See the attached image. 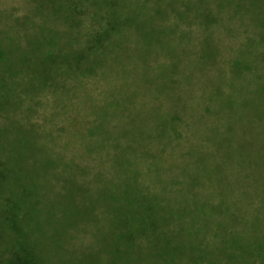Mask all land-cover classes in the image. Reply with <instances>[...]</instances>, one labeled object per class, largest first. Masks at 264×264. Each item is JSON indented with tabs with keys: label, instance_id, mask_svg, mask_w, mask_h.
<instances>
[{
	"label": "rangeland",
	"instance_id": "1",
	"mask_svg": "<svg viewBox=\"0 0 264 264\" xmlns=\"http://www.w3.org/2000/svg\"><path fill=\"white\" fill-rule=\"evenodd\" d=\"M157 1L142 0L151 10ZM166 4H169L168 13L161 14L156 21L145 11L146 8L128 17L130 25L135 28L132 30L139 32L140 43L126 44L128 51L125 55L119 49L118 58L110 65L113 71L110 79L99 75L81 77L82 83H68L67 93L49 88L39 96V107L34 108L32 114H25L30 117V125L40 128L42 133L52 131L54 140L46 141L50 150L56 151L52 162L59 160L70 166L72 162L59 153L83 160L81 157L86 153L84 139L77 134L73 141L74 133L83 131L87 141L99 138L97 134L87 135L89 129L100 124L94 109H106L113 100L110 93L114 89L121 110H118L116 122H112L113 127L117 123V130L124 138L137 143L143 154L148 153L144 149L148 140L154 139L155 151L162 152L160 155L166 168L173 161L184 162V158L175 157L171 147L163 150L164 146L151 132L154 134L158 128L162 129L171 115H178L183 136L176 138L173 147L184 151L188 140L194 141L191 145L194 150L190 156L192 162L186 164L185 169L194 167L195 162L202 167L206 158L212 157L211 163L205 166L208 172L201 174L206 185L195 188V193L205 198V203L213 201L217 204V195L222 196L218 209L230 208L232 213L229 215L232 221L204 220L198 221L199 224L189 221L180 224L178 230L188 236H195L196 230H200L209 236L223 238L221 242L232 239L242 244L245 252H250L264 245V221L243 219L246 208L250 210L249 193H264V0H166ZM35 6L32 0H0V37L4 34L9 39L13 35L25 34L30 26L23 27V24ZM31 19L36 21L39 17ZM166 33H170L166 39L170 43L162 40ZM41 35L44 41L59 39L55 33L44 31ZM155 41L160 48H156L157 52L152 46ZM121 48L125 49V45L121 44ZM42 61L43 57L29 45L19 60L31 73L25 83L36 78L33 72L40 70L38 66ZM16 63L18 61L14 63L17 66ZM168 71L175 73L176 80ZM205 100L215 102L209 113ZM5 122V117H0V124ZM3 141L0 140V144ZM23 141L25 139H12L1 146L9 151ZM208 144L215 148L210 157L200 150ZM187 152L183 155L189 158ZM40 153L49 155L44 147L37 145L32 157L39 160ZM89 157L84 158L83 165L89 167L84 179L90 186L78 175H49L39 181L42 191L38 198L36 193L35 201L40 203L41 214L30 216L38 237L66 239L64 247L66 243L68 247H62L58 252L70 253L71 249L76 257L82 255L80 260L101 256L103 247L99 244L94 247L93 229L74 231L79 226L78 221L89 220V217L95 219L98 214L99 220L96 221H105L106 224L107 198L120 209L121 215L128 195L136 199L142 192L140 186L138 190L134 185L125 187L118 177L111 187L105 186L106 179L97 175L103 173L111 178L116 173L110 170L107 160L101 161L91 154ZM41 159L44 162L43 156ZM19 162L24 167L20 173L31 172L33 178L49 169L43 163H34L36 168L29 169L23 156L19 157ZM14 163L18 165V161ZM112 165L116 166L115 162ZM164 175L172 178L177 174L164 170ZM141 181L151 192L162 189L150 176H143ZM221 191L233 193L234 201L225 204ZM146 197L152 201L142 204L138 201L134 203L136 209L142 210L148 204L156 209L170 208L168 205L173 203L168 201V205L165 203L160 207L162 204L156 203L158 200L153 199V195ZM261 202L264 204V195ZM205 203L203 210L207 206ZM77 215L82 217H75ZM72 224L78 225H74V230L69 233ZM83 247L88 249L85 251ZM66 264H79V261L76 258Z\"/></svg>",
	"mask_w": 264,
	"mask_h": 264
},
{
	"label": "trees",
	"instance_id": "2",
	"mask_svg": "<svg viewBox=\"0 0 264 264\" xmlns=\"http://www.w3.org/2000/svg\"><path fill=\"white\" fill-rule=\"evenodd\" d=\"M32 1L36 6L30 18L28 16L23 24V27L30 26L24 36L13 35L8 39L3 34L7 39L0 37V117L6 119L4 124H0V140L4 139L3 143H6L12 139L14 141L25 139L23 143L19 142L15 149L9 151L2 148L3 143L0 144V264H66L76 258L79 264H264V245L245 252L244 246L232 239L221 242L223 238L209 236L200 230H196L195 236H188L178 230L180 224L189 221L196 224L204 220L232 221L229 217L232 214L230 208L218 209V204L222 201L221 195V198L217 195L218 203L215 204L213 201L205 203V198L195 193V188L206 185L201 176L202 172H208L205 166L211 163L210 152L215 148L210 144L202 147L200 150L210 158H206L202 167L195 162L194 167L185 169V165L192 162L190 156L194 150L191 149V145L194 141L189 139L186 150L183 148L184 151L173 147L176 138L183 136L178 115L167 118L165 125L163 124V132L161 128L154 134L151 132L160 140L164 146L163 150L171 147L175 157L184 158V162L178 164L173 161L166 168L160 155L162 152L155 151L157 147L154 139L148 140L149 143H146L144 148L148 153L143 154L137 143L124 138L117 130V123L113 127L112 122H116L118 110H121L114 89L110 93L113 99L110 105L106 109H94L99 115L100 124L89 129L87 135L97 134L99 138L87 141L83 131L74 133L73 141L77 134L84 139L83 147L86 153L81 157L83 160L68 158L64 152L59 153L65 160L72 162L70 166L59 160L52 162L56 151L54 149L51 151L46 142L48 139L54 140L52 131L42 133L40 128L30 125V117L25 114V112L32 114L34 108L39 107V96L49 88L67 93L68 83L70 81L82 83L81 77L99 75L110 79L113 72L110 65L118 58L119 49L125 55L126 50L128 51L126 44L140 43L139 32L132 30L135 28L130 25L128 17L139 9L146 8L145 11L156 21L158 16L168 13L169 4H166V0H158L152 10L142 0ZM34 17H39V20L33 21L31 18ZM44 31L57 34L58 41L42 40L41 32ZM169 36L170 33H166L162 40L169 42L166 40ZM26 43L34 48L36 54L43 57L42 65L38 66L40 70L33 72L36 78L28 83H25V78L30 77L31 73L19 62L20 56L29 46H26ZM121 44L125 45V49L121 48ZM153 44L154 51L157 52L159 44L156 41ZM17 61L16 66L14 63ZM168 72L176 80L175 73ZM205 102H208L206 111L209 113L210 108L213 110L215 107V102L209 100ZM20 113L24 116H19ZM37 145L44 147L49 155L40 153L39 160L34 159L32 152ZM185 151H188L189 158L183 155ZM89 154L101 161L107 160L110 170L116 173H113L114 176L111 178L103 173L97 175L106 179L105 186L111 187L118 177L125 187L134 185L138 190L140 186L142 192H139L140 197L136 199L128 195L126 199L128 202L125 203L121 215L118 212L120 209L114 207L113 202L107 198L106 210L104 209L106 224L105 221H96L99 217L97 214L95 219L89 217V220L78 221L79 226L75 230L73 226L78 224L70 225L69 233L72 229L75 232L93 229L94 247L96 244L103 247L101 256L83 257L80 260L82 255L76 257L71 249L70 253L58 252L62 247L65 249L68 247L67 243L64 247L66 239L38 237L33 230L30 216L41 214L38 208L40 203L38 200L35 201L36 193L38 198L42 191L39 181L45 180L49 175L63 174L78 175L84 179L89 167L83 165V162ZM18 156H23L29 169L36 168L34 163L47 164L49 169L36 178H33L31 172L23 175L20 171L24 167L20 166ZM15 161H18V165H15ZM113 162L116 164L114 167ZM164 170L177 175L172 178L165 177ZM143 176L154 179L155 184L162 188L161 191L151 192L148 185L141 181ZM85 181L90 186L89 181ZM24 184H26L24 190L19 191ZM147 194L153 195L155 197L153 199L158 200L155 202L162 204L160 207L165 203L168 205V201L173 203L168 205L170 208L156 209L152 204H148L142 210L136 209L134 203L152 201V198L146 197ZM222 194L225 204L234 201L233 193ZM261 194L258 191L249 193L250 210L246 208L243 219L264 221V204L261 202L264 193ZM203 203L207 204L204 210L201 209ZM57 218L59 219L60 215ZM111 219L118 221H110ZM87 226L90 227L86 228ZM82 249L86 251L88 248Z\"/></svg>",
	"mask_w": 264,
	"mask_h": 264
}]
</instances>
